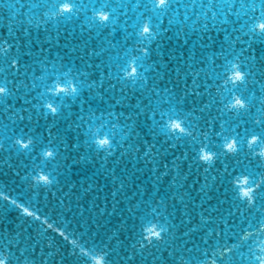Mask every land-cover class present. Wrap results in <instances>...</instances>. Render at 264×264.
Wrapping results in <instances>:
<instances>
[{
	"label": "snow or ice",
	"instance_id": "1",
	"mask_svg": "<svg viewBox=\"0 0 264 264\" xmlns=\"http://www.w3.org/2000/svg\"><path fill=\"white\" fill-rule=\"evenodd\" d=\"M0 13V31L15 32V41H30L33 32L39 34L41 29L50 35V27L59 37L63 27L68 37L82 42L90 59H100L89 63L81 55L83 67L72 66L67 54L52 61L34 59L41 71L36 75L34 65L22 61V56L33 55L22 52L29 44L0 39V163L19 169L15 176L22 182L17 198L0 186V202L39 222V234L49 240L48 248L55 243L46 235L51 230L71 246L73 264H149V257L155 264V253L162 249L172 264H264V0H0ZM164 39L192 44L185 63L196 70L190 73L191 88H185L182 96L167 87L162 95L159 73L146 75L155 72L149 60L160 66L153 54H158ZM152 44L155 48L149 47ZM129 90L136 95L135 105L123 103ZM189 97L198 101L184 111ZM77 104L78 111L65 115ZM116 105L123 110L115 111ZM197 111L202 115L193 119ZM49 117L53 127L57 119L74 117L72 124L79 132L72 147H85L97 157L104 153L105 160L123 147L117 135L130 140L134 133L139 136L137 127L151 121L149 131L154 136H163L166 142L183 141L206 174L210 169L217 172L211 180L223 189L221 203L230 202L233 224L236 213L231 207L246 227L228 237L233 230L227 223L217 231L208 230L205 222L200 243L188 247V241L178 242L176 226L163 214L167 193L159 191L129 209L137 213L134 219L140 220L141 230L137 232L134 224L126 241L119 242V250L83 232H67L49 217L42 219L29 193L57 183L68 159V145L59 133L54 136L49 128L45 136L33 127ZM78 155L73 163H91L90 152ZM24 197L29 198L20 202ZM25 232L27 228L0 231V264H35L31 244L35 238H25Z\"/></svg>",
	"mask_w": 264,
	"mask_h": 264
},
{
	"label": "water",
	"instance_id": "2",
	"mask_svg": "<svg viewBox=\"0 0 264 264\" xmlns=\"http://www.w3.org/2000/svg\"><path fill=\"white\" fill-rule=\"evenodd\" d=\"M13 27L17 25L13 24ZM68 27L71 29L72 26ZM60 32L61 35L57 37L56 28L50 27V35L41 29L39 34L33 32L30 41L26 38L15 41L13 39L15 32L0 31V39L7 38L11 43H28L29 47L23 48L22 52L31 51L33 55L22 56V61L33 64L36 68V75H40L41 71L40 65L34 63V59L52 61L58 57H65L67 54V59L71 61L72 66L83 67L82 61L78 59L81 55L89 63H100L99 58L90 59L87 56L80 40L68 37L63 27L60 28ZM76 34H79L78 27ZM120 35L122 36V33ZM166 35H171V33ZM46 40H50V43H46ZM160 43L162 47L158 50V54H153L154 59L160 61V66H156L153 60H149L148 64L153 65L155 72L146 73V75L156 76L159 73L157 83L162 95H166L162 89L167 87L172 90L173 94L182 96L185 88H191L193 76L190 73L196 70V68L188 69L185 63L188 61L192 44L191 42L187 45H183L182 42L178 44L175 40L168 39L161 40ZM129 47L132 45L129 44ZM149 47L155 48V44ZM73 48H79L80 51H73ZM11 51L13 55L16 54L14 48ZM132 55L135 56L136 53L133 52ZM169 56L174 58L169 60ZM46 66L51 69L50 63ZM28 82L31 83V81ZM115 95L116 99L120 98L119 88ZM128 96L129 99L123 101L125 105H135L138 102L131 90ZM196 101L198 98L189 97L182 106L183 110H190ZM112 103L115 104V101L113 100ZM78 110L79 105L77 104L66 110L65 115ZM114 110L119 112L123 109L120 105H116ZM127 114L125 112V115ZM201 115L197 111L193 113V119ZM73 118L57 119L54 127L51 117L47 120L40 119L38 125L33 123L38 133L42 132L47 136L48 129L51 128L52 134L55 136L59 133L68 145L66 152L64 145H61V151L65 152L68 159L64 161V167L59 170L58 182L37 188L35 192L29 193L32 205L40 210L39 214L42 219L49 217V222H57L56 226L66 227L67 232L76 230L77 235L83 232L86 237H96L97 243L103 240L119 250V242L126 241L130 235L128 230L134 224L137 232L141 230L140 220L134 219L137 213L129 212V209L159 191L160 194L167 193V209L163 214L168 217L169 223L176 226L174 231L180 238L178 242L188 241V247H192L193 242L200 243V238L204 235L205 222L210 225L208 230L216 228L217 231H220L227 223L233 230L228 232V237H231L233 232H239L242 227H246V224L240 223L243 217L239 216L235 207H231V211L236 213V223L233 224V217H229L230 202L221 203L224 199L223 189L211 180L217 172L210 169V175L206 174L204 166L198 165L191 159V153L183 141L166 142L163 136H154L149 131L151 121H148L142 129L136 128L139 136L134 133L130 140H122L117 135L116 139L120 140L123 147L105 160L104 153L97 157L94 152L85 147H80L78 150L72 147L78 141L79 132L72 124ZM156 118L159 119L158 116ZM129 144L134 147L129 148ZM86 151L90 152L91 163H73V157L79 159L78 152ZM121 153L125 154L121 156ZM216 167L223 171L219 163ZM17 170L19 169H9L0 163V186H4L13 198H17L20 194L19 185L22 183L15 176ZM47 171H51V168ZM206 175H208L207 180H205ZM28 198L24 197L20 202ZM149 219L152 218L149 217ZM152 222L156 223V220L153 219ZM5 228L9 231L13 229L23 231L27 228V232L24 233L25 238L29 235L35 238L31 241L35 248L32 257L35 264H73L75 260V257L70 255L71 246L61 237L49 230L46 235L54 239L55 243L52 248H48L49 240L42 239L39 234L42 230L39 222L33 221L31 217H22L19 210L8 206L6 202H0V231ZM191 229H196V231H190ZM232 242L228 239L229 244ZM241 250L246 251L247 249ZM49 252L52 254L48 255ZM155 255L158 258L155 264H172L167 251L162 249ZM236 259L239 260V257L237 256ZM148 261L152 264V257H149Z\"/></svg>",
	"mask_w": 264,
	"mask_h": 264
}]
</instances>
